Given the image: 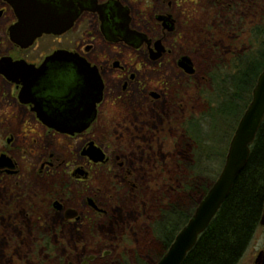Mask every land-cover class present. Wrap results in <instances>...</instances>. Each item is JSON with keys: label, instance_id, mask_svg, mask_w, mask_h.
Instances as JSON below:
<instances>
[{"label": "flooded vegetation", "instance_id": "obj_1", "mask_svg": "<svg viewBox=\"0 0 264 264\" xmlns=\"http://www.w3.org/2000/svg\"><path fill=\"white\" fill-rule=\"evenodd\" d=\"M245 1L208 0V4L219 11L233 12L240 9L239 2ZM188 3L0 0V178H6L9 184L5 198L12 210L30 196L32 184L45 170L57 171L61 165L70 164L67 175L71 183L84 188L76 193L83 210L68 205L69 189L59 187L62 194L43 198L47 208L36 216L35 225L54 238V221L75 233L83 211L103 216V189L92 194L86 187L96 179L103 187V168L119 179L116 188L128 184L131 174L120 156L109 154V147L103 149V116L112 115L111 107L120 99L125 103L128 96L135 101L159 98L141 82L149 76L144 67L171 63L178 74L189 78L195 75L194 62L180 42L192 26ZM183 58L191 61L193 74L188 75L180 66ZM112 98L114 103L108 106ZM53 117L68 125L51 126L48 120ZM65 129L73 132H59ZM96 133L102 143L94 139ZM43 136L56 143L66 141L72 151L63 159L52 152L43 155L39 150ZM26 141L31 145L29 150L23 149ZM20 160L37 163L24 183ZM28 211L31 209L23 212ZM23 215L28 217L22 212L15 217Z\"/></svg>", "mask_w": 264, "mask_h": 264}, {"label": "rangeland", "instance_id": "obj_2", "mask_svg": "<svg viewBox=\"0 0 264 264\" xmlns=\"http://www.w3.org/2000/svg\"><path fill=\"white\" fill-rule=\"evenodd\" d=\"M188 1L192 26L187 28L180 42L194 62L195 75L182 76L171 63L144 67L143 71L149 76L141 82L159 98L143 97L135 101L128 96L125 103L120 99V103L111 107L112 115L103 116V121L106 120L103 122V149L109 147V154L114 152L124 161L125 169L131 172L128 184L116 188L119 179H114L103 168V187L100 179L86 187V192L92 194L103 189V216L83 211L75 233L54 221L52 238L51 233H44L42 227L35 225L36 216L47 208L45 195H60L63 190L59 187L66 186L70 192L67 204L83 210L76 193L84 188L71 183L67 175L70 164L61 165L57 171L45 170L32 184L30 196L19 203V207L15 205V211L6 203L7 179L0 178V264H114L119 261L154 264L159 246L149 226L154 220L157 202H162L166 194L169 172L174 170V146L180 140V124L204 109L201 92L208 88L206 75L230 64L236 54L250 55L257 46L256 32H264V0L239 2L240 9L233 12L216 10L208 0ZM112 102L114 99L108 106ZM94 139L102 143L99 133ZM39 140L43 155L52 152L63 159L70 149L72 151L66 141L56 143L55 139L44 136ZM23 146L29 150L31 145L26 141ZM20 165L24 183L32 170H36L37 163L20 160ZM114 170L119 174L116 168ZM27 209L31 211L23 212ZM21 212L28 213V217H15ZM261 251H264V227L259 226L238 264H254Z\"/></svg>", "mask_w": 264, "mask_h": 264}, {"label": "trees", "instance_id": "obj_3", "mask_svg": "<svg viewBox=\"0 0 264 264\" xmlns=\"http://www.w3.org/2000/svg\"><path fill=\"white\" fill-rule=\"evenodd\" d=\"M256 37L257 46L250 55L236 54L230 64L206 75L208 88L201 92L204 109L180 124V140L174 146V170L169 172L166 194L162 202H157L149 226L159 246L154 264L221 171L229 141L264 69V32H256ZM263 210L264 118L250 145L244 169L181 264H238L259 228Z\"/></svg>", "mask_w": 264, "mask_h": 264}, {"label": "water", "instance_id": "obj_4", "mask_svg": "<svg viewBox=\"0 0 264 264\" xmlns=\"http://www.w3.org/2000/svg\"><path fill=\"white\" fill-rule=\"evenodd\" d=\"M180 66L188 75L193 74L194 70L189 58H183ZM251 95V101L238 121L229 141L225 160L218 177L199 201L189 220L179 230L168 249L155 264H181L186 254L195 245L199 235L208 227L221 204L227 198L237 176L244 169L248 160L250 145L253 143L264 118V69L257 77ZM50 119L48 122L52 124L51 126L63 123L65 126L68 123L65 120L60 121L56 117ZM59 132L72 133L73 131L65 129L59 130ZM259 226L264 227V210ZM254 264H264V251L259 252Z\"/></svg>", "mask_w": 264, "mask_h": 264}]
</instances>
